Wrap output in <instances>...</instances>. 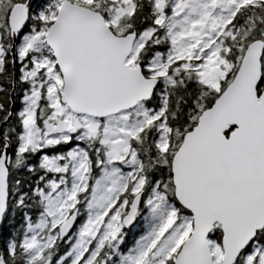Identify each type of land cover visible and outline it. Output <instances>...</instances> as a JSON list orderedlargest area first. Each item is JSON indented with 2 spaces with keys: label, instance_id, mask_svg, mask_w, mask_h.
<instances>
[{
  "label": "snow or ice",
  "instance_id": "snow-or-ice-1",
  "mask_svg": "<svg viewBox=\"0 0 264 264\" xmlns=\"http://www.w3.org/2000/svg\"><path fill=\"white\" fill-rule=\"evenodd\" d=\"M0 264H264V0H0Z\"/></svg>",
  "mask_w": 264,
  "mask_h": 264
}]
</instances>
